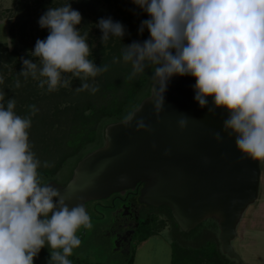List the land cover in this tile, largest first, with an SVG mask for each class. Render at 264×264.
Returning a JSON list of instances; mask_svg holds the SVG:
<instances>
[{"label": "clouds", "instance_id": "obj_1", "mask_svg": "<svg viewBox=\"0 0 264 264\" xmlns=\"http://www.w3.org/2000/svg\"><path fill=\"white\" fill-rule=\"evenodd\" d=\"M149 14L141 23L150 38L143 43L126 45L122 56L130 62L129 79L153 65L154 108L160 113L167 84L174 75L192 76L196 83L194 99L209 113L222 108L228 112L223 131L235 135L236 148L246 157L264 161V0H133ZM82 15L70 3L50 7L40 18L47 28L46 39H37L30 55L23 59L20 72L39 79L38 87L47 91L70 87L73 78L82 86L77 91H98L86 81L108 70L89 59L88 33L81 35ZM97 26L104 44L109 36L123 37L124 26L110 17ZM11 47V46H10ZM71 73V76L63 74ZM153 84V85H154ZM19 87V81L16 82ZM4 93L0 92V101ZM16 101L0 103V264H34V257L47 244L48 264H72L68 258L81 244L77 231L91 229L92 223L83 204L69 207L57 188L41 183V162L31 151L29 129L31 116L38 109L29 105L28 116L14 111ZM135 111L122 119L130 126ZM186 116L178 121L183 130ZM136 130H151L143 119L136 120ZM219 142V132L214 134ZM155 147V145H153ZM170 150L165 151L168 155ZM58 200L54 202L53 198ZM51 213V215H49Z\"/></svg>", "mask_w": 264, "mask_h": 264}, {"label": "water", "instance_id": "obj_2", "mask_svg": "<svg viewBox=\"0 0 264 264\" xmlns=\"http://www.w3.org/2000/svg\"><path fill=\"white\" fill-rule=\"evenodd\" d=\"M195 83L192 76H172L163 108L156 113L153 88L158 84L153 82L150 96L136 108L131 125L125 126L122 120L106 126L103 146L76 163L67 183L51 186L71 208L140 184L138 201L167 206L184 231L215 217L222 253L241 262L231 240L237 236L241 214L258 196L260 160L244 156L236 148L235 135L229 137L223 131L226 109L209 113L212 97L208 106L199 105L194 99ZM184 116L188 123L181 130L178 121ZM139 119L151 130L137 131ZM217 132L222 137L219 142L214 138ZM166 150H170L168 155Z\"/></svg>", "mask_w": 264, "mask_h": 264}, {"label": "trees", "instance_id": "obj_3", "mask_svg": "<svg viewBox=\"0 0 264 264\" xmlns=\"http://www.w3.org/2000/svg\"><path fill=\"white\" fill-rule=\"evenodd\" d=\"M13 1L15 4L23 5L22 0ZM122 1L132 4L133 0ZM67 3L81 13V23L84 28L89 19L84 9H90L96 14L97 21L110 17L114 22H120L124 26L125 34L121 38L110 35L105 45L100 43L93 50L97 66H108L107 71L86 81L90 86L98 87V91L95 93L90 90L77 91L76 88L82 86V81L73 78L70 87H59L58 90L48 92L47 86L45 85L44 89L39 88V80L32 78L31 75L27 78L20 75L24 68L23 60L18 58V47L15 45V36L11 31L13 49L5 53L0 51V92L4 93V100L0 103H4L6 107L7 100L14 98L16 101L14 111L22 117L29 115V105H35L38 109L36 114L31 116L32 123L28 131L31 151L41 162L38 173L42 184H51L65 164H69L73 170L80 159L103 146V132L106 126L122 121L129 111L136 109L150 96L154 82L152 75L155 66L153 65H148L142 73L129 79L132 66L130 62H125L122 56L126 45L134 41L143 43L150 38L146 27L142 33L139 31L142 21L149 19L147 13L140 20L127 21L126 18H118L112 14L109 4L107 8H103L97 5V2L86 0L59 2L60 6ZM139 12H143L140 7ZM19 25V35L23 40L22 48H27L26 20L20 19ZM105 48H108V51ZM27 58L28 55L25 56V59ZM6 71H9V75L2 78V74ZM66 74L71 76V73ZM17 81L19 87H16ZM263 164L264 161L260 160L261 167ZM165 208L172 224L177 227L170 209L167 206ZM151 220L150 214L138 217L137 227L128 244L130 246L135 238V245L129 250L125 264H132L136 246L145 240L150 232ZM189 251L183 250L182 259L180 253H175L171 264H234L232 259L221 252L217 237L205 245L194 248L191 254ZM68 258L72 264H84L73 256ZM185 258H193V261L187 262ZM47 259L46 264L49 262L50 254H47Z\"/></svg>", "mask_w": 264, "mask_h": 264}, {"label": "rangeland", "instance_id": "obj_4", "mask_svg": "<svg viewBox=\"0 0 264 264\" xmlns=\"http://www.w3.org/2000/svg\"><path fill=\"white\" fill-rule=\"evenodd\" d=\"M22 1L23 5L15 4L13 0H0V51L5 53V51L13 49L14 44L11 39V31H13L15 45L18 47V58L23 60L28 55L27 59L39 64L37 58L31 56L30 52L34 50L37 39H46L49 34L47 28L40 27L39 18L50 7H60L59 2H66L67 0ZM86 1L97 2V5L103 8H107L109 4V10L112 14L118 18H126L127 21L128 19L132 21L140 20L146 13L142 8L143 12H139V6L133 1L132 4L122 0ZM18 8L23 10L21 11ZM84 11L89 17L88 24L84 28L83 23H81L77 25V28L80 30L81 35L88 33L87 40L91 48L89 59H92L97 66L93 50L96 49L98 44L102 43L103 33L97 26L96 14L90 9H84ZM148 18L150 19L149 14ZM20 19L26 20L27 48H22L23 40L19 35ZM105 50L108 51V48H105ZM8 75L9 71H6L2 74V78ZM63 75L70 76L69 74ZM39 79L44 78L39 77L36 80ZM72 172L70 165L65 164L52 183L58 186L64 185L70 180ZM53 200H55V197ZM84 207L90 216L92 228L84 229L81 227L77 231L81 244L73 250L71 256L84 264H125L129 250L135 245V238L130 246L124 240L127 225L123 224V221L131 219V214L126 216L125 210L122 214H114L113 211L120 208L119 198L91 199L86 201ZM147 214L152 217L149 223L150 232L147 238L136 246L132 264H171L175 253H180L181 257L183 250H190L189 254H191V250L194 248L205 245L208 241H213L214 237L218 238L219 229L215 217H207L192 229L184 231L172 224L164 205L144 207L139 218ZM241 215V219L236 226L237 236L231 240V245L239 255L241 262L235 258H228L232 259L234 264H264V164L260 172L258 196L254 202L247 205ZM47 254H50V250L46 244L40 250L38 256L34 257V263L46 264ZM186 261H193V258H187Z\"/></svg>", "mask_w": 264, "mask_h": 264}, {"label": "flooded vegetation", "instance_id": "obj_5", "mask_svg": "<svg viewBox=\"0 0 264 264\" xmlns=\"http://www.w3.org/2000/svg\"><path fill=\"white\" fill-rule=\"evenodd\" d=\"M140 186V184H137L135 188L125 190L121 193H113L109 196L111 199L119 198L120 201V208H116L113 211L115 215L122 214L124 210L127 214L126 216L131 214V219L125 222L123 221V224L127 225L125 229L126 233L124 234V240L126 243L128 242V244L132 238L134 230L137 227V219L141 214L142 209L146 206H149L138 201V189ZM113 206L115 207V205Z\"/></svg>", "mask_w": 264, "mask_h": 264}]
</instances>
